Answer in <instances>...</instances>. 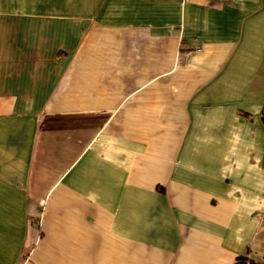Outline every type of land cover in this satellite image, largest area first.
Wrapping results in <instances>:
<instances>
[{
    "label": "crops",
    "instance_id": "obj_1",
    "mask_svg": "<svg viewBox=\"0 0 264 264\" xmlns=\"http://www.w3.org/2000/svg\"><path fill=\"white\" fill-rule=\"evenodd\" d=\"M264 264V0H0V264Z\"/></svg>",
    "mask_w": 264,
    "mask_h": 264
},
{
    "label": "trees",
    "instance_id": "obj_2",
    "mask_svg": "<svg viewBox=\"0 0 264 264\" xmlns=\"http://www.w3.org/2000/svg\"><path fill=\"white\" fill-rule=\"evenodd\" d=\"M250 264H255V263H250Z\"/></svg>",
    "mask_w": 264,
    "mask_h": 264
},
{
    "label": "built area",
    "instance_id": "obj_3",
    "mask_svg": "<svg viewBox=\"0 0 264 264\" xmlns=\"http://www.w3.org/2000/svg\"><path fill=\"white\" fill-rule=\"evenodd\" d=\"M183 1H187V0H183Z\"/></svg>",
    "mask_w": 264,
    "mask_h": 264
}]
</instances>
